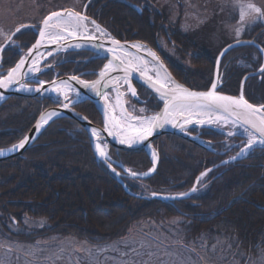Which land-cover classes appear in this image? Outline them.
Wrapping results in <instances>:
<instances>
[{"label": "trees", "instance_id": "16d2710c", "mask_svg": "<svg viewBox=\"0 0 264 264\" xmlns=\"http://www.w3.org/2000/svg\"><path fill=\"white\" fill-rule=\"evenodd\" d=\"M144 2L153 6L147 0H83L78 10L121 41L148 44L186 87L207 90L213 78L216 52L199 49L193 39L168 23L167 15L159 7L141 8ZM66 3L63 0H0V28L9 29L7 35L2 34L0 48L18 26H27L16 32L1 52L3 72L14 67L21 54L34 43L36 34L31 28H37L50 12L64 9ZM263 36L264 28L250 39L261 44ZM160 37L174 47L179 61L159 47ZM237 53H244L246 66L232 61ZM186 60L190 61L187 66ZM55 62L59 63L57 69L41 74V80H51L55 73L93 80L106 60L81 50L57 55ZM261 63L260 53L252 46L230 51L221 63L220 70L225 76L218 91L238 95L241 79L257 71ZM243 95L250 103L264 106V72L246 80ZM161 105L151 96L142 106L151 114ZM52 106L46 99L17 96L2 103L0 150L19 142L39 114ZM74 109L93 124H102L92 102L85 100ZM197 132L212 143L214 152L177 136L164 135L153 142L158 157L155 173L143 180L123 179L127 188L137 195L175 196L187 193L198 176L211 169L204 176V187L196 193L187 198L161 201L127 194L114 175L95 161L87 133L78 123L68 118L54 120L23 155L0 162V234L23 242L70 236L92 245H105L126 238L140 221L160 223L165 218L183 217L189 237L213 238L225 234L234 239L246 257L257 255L264 247V148L253 149L245 157L218 166L237 155L243 138L234 135L227 139L223 133L209 129ZM229 140L239 147L227 149ZM108 152L115 163L136 173H145L152 167L144 150L125 152L108 147ZM115 167L121 170L118 165ZM24 217L44 219L47 225L26 234L8 229V224H21Z\"/></svg>", "mask_w": 264, "mask_h": 264}, {"label": "snow or ice", "instance_id": "6c2138e0", "mask_svg": "<svg viewBox=\"0 0 264 264\" xmlns=\"http://www.w3.org/2000/svg\"><path fill=\"white\" fill-rule=\"evenodd\" d=\"M251 13L264 15L261 9L251 3L240 4L241 21ZM21 27L27 26H18L15 32H20ZM15 32L12 35H15ZM237 33L239 34V30H237ZM7 38L10 40L11 36ZM69 38L86 41L100 40V44L93 43L91 47L97 50L102 49L112 55V59L104 65L97 80H80L76 76L71 77L70 80H75L84 89L92 90L98 96L103 97V131L108 136L113 137L119 144L127 145L128 148L136 147L147 141L157 128H163L165 125H171L174 128L179 127L181 131H186L187 126L192 124H222L232 126L227 131L228 136L236 134L234 129H242L248 136V148L257 143V140L261 145H264V106H254L244 98L243 94L235 97L218 93L216 90L217 82H212L210 90L207 91L190 90L171 77L159 58L150 49H147L141 43L128 46L122 45L119 40L114 39L94 20L89 21L86 15L73 10L54 11L43 19L42 27L39 29V39L33 46V49L37 50L36 56L31 60L27 72L23 71L27 63V57L21 58L6 75L0 77V88L7 89L15 84H20L21 88L26 87L25 84L21 83V80L30 73L34 74L40 71V57L45 54L39 52L38 49L46 44H59L60 41ZM105 40L111 44V47H105ZM74 47L79 48L81 44H76ZM33 49H29L27 56H32ZM131 49H135V51L133 52ZM0 51H3V49L0 48ZM51 55H53L51 51L47 52V56ZM112 73H122V75L112 76ZM134 74H138V77L158 95L163 102L162 111L153 115H145L146 110L144 108L139 109V114H137L134 107L131 110L125 107L124 97L127 93H130L131 97H137V90L132 82ZM217 78L219 79V77ZM38 83L39 87L35 91L40 92L44 87V81ZM52 84L51 91L63 97V103L57 101V103H61V107L65 109L70 107V92H74L76 99H79L80 93L75 91L68 80L59 83L52 81ZM124 85H126V89L122 91L121 88ZM101 88H112L116 93L114 104L109 101V93L107 91L102 92ZM59 115L55 111L41 115L35 126L36 131L39 132L53 117ZM82 119L87 118L83 117ZM90 133L94 138L95 153L103 159V162L114 173L119 175L113 166L108 152V143L105 138H102L101 131L91 128ZM256 134H258V137ZM29 140V136H24L19 143L14 144L8 151L23 149ZM145 146L150 147V144ZM3 154L4 150H0V155ZM151 157L153 168L149 169V172L155 170L157 160L155 151L151 152ZM121 169L134 178L148 175V173L141 174L131 169H124L122 166ZM204 175L206 173L201 174V176ZM196 190L193 187L191 191L195 192ZM153 195L155 196L156 193H153ZM179 195L186 196L188 194L181 193ZM141 246L143 247V244ZM116 247L118 248V246ZM132 251L135 252L136 249L133 248ZM124 255H129V253L125 252Z\"/></svg>", "mask_w": 264, "mask_h": 264}, {"label": "rangeland", "instance_id": "374dc122", "mask_svg": "<svg viewBox=\"0 0 264 264\" xmlns=\"http://www.w3.org/2000/svg\"><path fill=\"white\" fill-rule=\"evenodd\" d=\"M63 1L67 2L63 6L64 9H73L77 12L83 2ZM147 1L153 6L144 2L140 7L146 6L149 9L159 7L162 13L167 15L168 23L174 25L183 35L193 39L199 49L207 48L210 53L214 50L215 58L222 45L225 44V47L235 41L250 39L264 28V15L251 13L245 16L243 21L240 19L241 3H251L264 12V0ZM8 31L9 29L0 28V40L3 38L2 34L7 35ZM158 44L170 57L180 60L177 51L167 44L164 38L160 37ZM261 44L264 45V36L261 38ZM243 54L237 53L235 60L232 61L242 67L246 66ZM189 62L186 60L184 64L187 66ZM222 75L225 76L224 71ZM141 108H136L137 114ZM144 114L149 115L146 111ZM213 126L227 139L232 138L227 135L231 125ZM234 131L236 136L243 138L241 148L245 147L248 143L247 134L242 129ZM226 146L229 149L239 147V144L229 140ZM245 155L246 153L240 156ZM204 176L197 183V188L204 187ZM185 224L186 219L183 217L165 218L160 223L140 221L132 227L126 238L105 245H92L70 236H51L34 242H23L11 240L0 234V264H264V247L259 249L257 255L246 257L230 236L222 234L213 238L201 236L193 239L188 236ZM46 225L44 219L24 217L21 224H8V229L13 233L26 234ZM133 248L136 249L135 252L132 251ZM125 252L129 255H124Z\"/></svg>", "mask_w": 264, "mask_h": 264}, {"label": "water", "instance_id": "95a60500", "mask_svg": "<svg viewBox=\"0 0 264 264\" xmlns=\"http://www.w3.org/2000/svg\"><path fill=\"white\" fill-rule=\"evenodd\" d=\"M135 8L138 10V12H140L141 10L139 9L138 6H135ZM67 10H72V9H63V10H57V11H67ZM74 11V10H73ZM54 12V11H53ZM52 13V12H51ZM80 13V12H79ZM50 14V13H49ZM48 14V15H49ZM82 15H85L84 12H81ZM46 15V17L48 16ZM45 17V18H46ZM88 17V16H87ZM89 21H93V19L89 18ZM43 21V20H42ZM97 23V22H96ZM98 24V23H97ZM101 26V25H100ZM42 27V22L36 32V39L34 41V43L30 46L29 49H33V46L36 44V41L39 39V29ZM102 27V26H101ZM23 28V27H21ZM105 29V28H104ZM106 30V29H105ZM107 31V30H106ZM109 34L110 32L107 31ZM16 33V32H15ZM111 35V34H110ZM112 36V35H111ZM113 37V36H112ZM13 38V35H11V39H7L4 44L1 46L2 49H5L6 46L8 45V43L12 40ZM114 38V37H113ZM115 39V38H114ZM121 42V41H120ZM95 43V44H100L101 41L100 40H96V41H86V40H67V41H61L59 42V44H46V45H43L40 47V49H38L39 52L41 53H44L45 55L44 56H41L40 57V63H39V68H40V71L37 72V73H30L28 74L26 77H24V79L21 80V83L25 84L26 87L24 88H21L20 87V84H15V85H12L10 86L9 88L7 89H3V88H0V105L5 102L7 99H9L10 97H13V96H17V97H25V98H40V99H46V100H49L52 104H53V107H50L48 109H46L45 111H43L42 113H40V115L37 117L34 125L31 127V129L29 130V132L25 135V136H29L30 137V140L29 142L25 145V147L23 149H18V150H13V151H8V149L12 148V146L6 148V149H2L4 150V154L3 155H0V162H3V161H7V160H10V159H14L16 157H19L21 155H23V153H25L27 150H29L32 145L35 143V141L38 139V137L41 135V133L44 131V129L51 123L53 122L54 120L58 119V118H68V119H71L75 122L78 123V125L87 133V136H88V139H89V142H90V146H91V150H92V153L94 155V158H95V161L97 163H102L107 169L108 171L114 175V177L116 178V180L121 184V186L123 187L124 191L131 195V196H135V197H140V198H143V199H150V198H153V199H157V200H161V201H173V200H178V199H182V198H187L189 197L193 192L192 191H189L186 195V196H165V195H151L150 197H146V196H143V195H137V194H134L132 193L126 186V184L124 183L123 179L126 178V177H129L131 179H137V180H143V179H147L149 178L150 176H152L155 171H156V168H157V163H158V158L156 160V163H155V170L152 171V172H146L148 173V175L146 176H140L138 178H134L130 175L127 174V172L123 171L121 169V165H118L117 163H115L112 159V162H113V166H116L118 165L121 169V171L117 170L116 169V172L119 173V175H117L116 173H114L112 171V169H110L107 164H105L103 162V159L100 158L96 153H95V150H94V138L91 136V133H90V129L91 128H96V129H99L101 131V135H102V138H105L107 143H108V147H112L113 149L117 150V151H125V152H134V151H139V150H144L150 157L151 159V162H152V157H151V152L154 151L153 150V142L158 139L159 137L161 136H164V135H174V136H177L187 142H190L196 146H198L199 148L201 149H204V150H207L209 152H214V150L211 148L210 146V141L208 140H205L203 138H201L198 134L197 135H193L191 132H189V130L191 129H194L196 128L198 125L196 124H192V125H188L187 126V130L186 131H181L179 129V127H172L171 125H165L163 128H157L153 135L151 137L148 138L147 141H145L143 144H140L136 147H133V148H128L127 145H121L119 144L115 139H113V137L111 136H108V134L106 132L103 131V127H104V115H103V105H104V100H103V97L102 96H98L96 94V92L92 91V90H89V89H84L81 85H79L75 80H70L71 77L73 76H63V77H59V78H54L52 79L51 81L49 82H44V87L41 89L40 92H37L35 91V89L37 87H39V79L38 77L43 73V71H46V70H49V69H53L56 65H48V66H45V67H42V65L48 61L50 58H52L53 56L55 55H58L60 53H66V52H74V51H81V50H86V51H90L92 52L94 55H95V58H101V59H106V63L105 65L109 62V60L112 59V55L111 53H108L104 50H97V49H93L91 47V45ZM135 43H141L142 45H144L145 47H147L148 49H150L152 52H154L156 54V56L159 58V61L164 65V67L167 69L168 73L171 75V77L178 83H180L172 74L171 72L169 71V69L167 68V66L165 65L164 61L162 60V58L158 55L157 52H155L152 48H150L147 44L145 43H142V42H121L122 45H125V46H128V45H131V44H135ZM76 44H81V47L77 48V47H74V45ZM72 45V46H70ZM104 45L105 47H111V44L109 42H107L106 40L104 41ZM231 46V47H229ZM246 46H253L255 48H257L261 54V57H262V64H261V67L255 71V72H251V73H248L246 74L242 79H241V82H240V86H239V92H238V95H236L235 97H239L241 94H243V88H244V84L246 82V80L252 76H258V75H261L264 71H262V69H264V47H262L261 45H259L255 40L253 39H244V40H239V41H235L233 43H230L228 45H226L225 47H223L219 53L217 54L216 58H215V63H214V72H213V78H212V82H217V92L222 94V95H227V94H224V93H221L218 91V88H220L222 86V74L220 73L219 71V68H220V64L223 60V58L232 50L234 49H237V48H241V47H246ZM29 49L26 51L25 55L27 57V63L23 69L24 72H27V68L31 65V60L36 56V51L35 49H33V53H32V56H27V53L29 51ZM51 51L53 53V55L51 56H47V52ZM1 52L0 51V55H1ZM24 56L22 58H24ZM104 67V66H103ZM3 69V66L2 64L0 63V70ZM103 69V68H102ZM101 69V70H102ZM100 70V71H101ZM10 71V70H8ZM8 71L4 74L6 75L8 73ZM100 71H98L96 73V78L94 80H97L99 78V73ZM3 75V76H4ZM112 76H116V75H122V73H112L111 74ZM78 77L80 80H84L83 78L79 77V76H76ZM219 77V79L217 78ZM65 80H68L70 82V84L72 85V87L75 89V91H78V92H81L84 97L81 98L80 100H77L75 98H71L70 96V107L65 109L63 107H61V103H63V97L62 95H57V93L55 92H52L51 89L53 87V84H52V81H56L57 83L61 82V81H65ZM94 80H91V81H94ZM87 81V80H86ZM133 86L135 87V84L139 85L140 87L146 89L147 91L150 92V94L156 98L157 100H159L162 105H161V108L158 112L162 111L163 109V102L159 99L158 95L152 90L150 89L147 84H145L143 82L142 79H140L138 77V74H134V79H133ZM211 82V83H212ZM182 84V83H180ZM183 85V84H182ZM185 86V85H183ZM186 87V86H185ZM136 88V87H135ZM188 88V87H187ZM211 88V84L209 86V88L207 90H210ZM19 89V90H17ZM123 89H126V85L122 86L121 90L124 91ZM190 89V88H189ZM137 90V88H136ZM192 90V89H190ZM207 90H204V91H207ZM101 91L104 92V91H111L114 95V102H115V96H116V93L112 90V88H107V89H104V88H101ZM193 91H197V90H193ZM129 96L131 99H137L138 98V95L137 97H131V94L130 93H127L124 97V100H125V107H126V97ZM230 96H234V95H230ZM244 96V95H243ZM245 98V97H244ZM60 101L61 103H57V101ZM83 100H88L90 102H92L96 108V110L98 111L100 117H101V120H102V126H99V125H95L93 124L89 119H82L83 117H85L84 115H82L81 113H79L78 111H76L74 109V105L75 103L77 102H81ZM249 102V101H248ZM250 103V102H249ZM252 104V103H251ZM254 105V104H253ZM254 106H258V105H254ZM259 107V106H258ZM51 111H55L57 113H59L60 115L59 116H56V117H53L47 124H45L40 130L39 132L36 131V123L39 121V117L47 112H51ZM200 128H203V129H209V130H215V127L212 126V125H209V126H198ZM257 137H258V134H256ZM23 139V138H22ZM19 143V142H18ZM17 144V143H16ZM150 144V147H146L145 145H148ZM255 147H261V148H264V145L262 146H255ZM151 150V152H150ZM229 162H232V160H226L222 163H220V165H223V164H226V163H229ZM219 166V165H218ZM124 168V167H123ZM153 168V162H152V167L151 169ZM215 168V167H214ZM125 169V168H124ZM213 169V168H212ZM211 170V169H210ZM206 173V172H205Z\"/></svg>", "mask_w": 264, "mask_h": 264}, {"label": "bare ground", "instance_id": "6f19581e", "mask_svg": "<svg viewBox=\"0 0 264 264\" xmlns=\"http://www.w3.org/2000/svg\"><path fill=\"white\" fill-rule=\"evenodd\" d=\"M22 29V28H21ZM111 34V33H110ZM97 35H99V34H97ZM112 35V34H111ZM113 36V35H112ZM114 37V36H113ZM115 38V37H114ZM115 39H117V38H115ZM67 40H71V38H69V39H67ZM67 40H64V41H67ZM117 40H119V39H117ZM119 41H121V40H119ZM61 42V41H60ZM63 42V41H62ZM121 42H124V41H121ZM125 42H141V41H125ZM142 43H144V42H142ZM146 44V43H145ZM148 45V44H147ZM259 45H261V44H259ZM149 46V45H148ZM262 47H263V45H261ZM150 47V46H149ZM147 48V47H146ZM151 48V47H150ZM148 49V48H147ZM153 49V48H152ZM154 50V49H153ZM131 51H135V49H131ZM155 51V50H154ZM25 55V53H23V54H21V57H20V59L23 57ZM26 56H24V58H25ZM95 57V56H94ZM20 59H19V61H20ZM99 59H101V58H99ZM150 59V58H149ZM106 60V59H105ZM1 61H2V55H0V63H1ZM18 61V62H19ZM17 62V63H18ZM48 65H53L52 63H51V59H49L48 61H46L43 65H42V67H45V66H48ZM55 65V64H54ZM57 69V66H55L53 69H49V70H46V71H43V73L42 74H44L45 72H49V71H55ZM10 70V69H9ZM59 77H63V76H59L57 73H55V76L52 78V79H54V78H59ZM51 79V80H52ZM51 80H48V81H51ZM110 92V91H109ZM72 93H74V92H72ZM80 93V97L79 98H83L84 97V95L81 93V92H79ZM75 94V93H74ZM138 99H139V97H138ZM4 103V102H3ZM53 107V106H52ZM46 110V109H45ZM44 110V111H45ZM130 110V109H129ZM42 113V112H41ZM40 115V114H39ZM209 126V125H213V124H204V125H198V126ZM18 143V142H17ZM16 144V143H15ZM255 146H262L259 142H258V140H257V143H255L251 148H248L247 147V145L244 147V149L242 150V153L241 154H244V153H246V152H248V151H250L252 148H254ZM2 150V149H1ZM150 152H151V150H150ZM200 179H202V177L200 178ZM197 183H198V181L197 182H195L194 183V185H193V187H195L197 190L195 191V192H193L192 194H194V193H196L200 188H197ZM192 187V188H193ZM192 188L189 190V191H191L192 190ZM188 191V192H189ZM191 194V195H192Z\"/></svg>", "mask_w": 264, "mask_h": 264}, {"label": "flooded vegetation", "instance_id": "af4514ba", "mask_svg": "<svg viewBox=\"0 0 264 264\" xmlns=\"http://www.w3.org/2000/svg\"><path fill=\"white\" fill-rule=\"evenodd\" d=\"M137 88V93L139 96V99L134 100L131 102V99L127 97V108L131 110V108H141L143 107L142 105L147 101V99L151 98V95L149 96L146 94L145 89L140 87L139 85L135 84ZM194 133V132H193ZM195 134V133H194ZM200 134V133H199ZM201 136V135H200ZM202 137V136H201Z\"/></svg>", "mask_w": 264, "mask_h": 264}]
</instances>
